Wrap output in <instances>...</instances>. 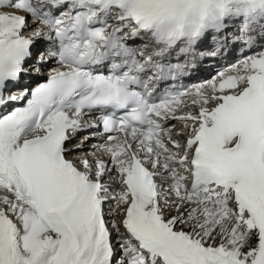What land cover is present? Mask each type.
Instances as JSON below:
<instances>
[{
  "label": "snow or ice",
  "instance_id": "snow-or-ice-1",
  "mask_svg": "<svg viewBox=\"0 0 264 264\" xmlns=\"http://www.w3.org/2000/svg\"><path fill=\"white\" fill-rule=\"evenodd\" d=\"M0 264H264V0H0Z\"/></svg>",
  "mask_w": 264,
  "mask_h": 264
},
{
  "label": "bare ground",
  "instance_id": "bare-ground-1",
  "mask_svg": "<svg viewBox=\"0 0 264 264\" xmlns=\"http://www.w3.org/2000/svg\"><path fill=\"white\" fill-rule=\"evenodd\" d=\"M209 60H211V59H209ZM233 60L235 61V63H238V58L236 57V56H234L233 57ZM212 66L214 65V64H211ZM233 66V65H232ZM209 70H211L212 68H208ZM219 74V72H217V73H215L210 79H214L217 75ZM207 76H203V78H206ZM207 80H209L208 78H206V79H204V80H199L200 82L199 83H201V82H206Z\"/></svg>",
  "mask_w": 264,
  "mask_h": 264
}]
</instances>
